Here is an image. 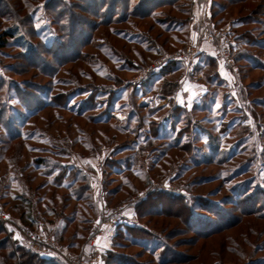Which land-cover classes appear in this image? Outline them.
<instances>
[{"label":"rangeland","instance_id":"1","mask_svg":"<svg viewBox=\"0 0 264 264\" xmlns=\"http://www.w3.org/2000/svg\"><path fill=\"white\" fill-rule=\"evenodd\" d=\"M142 3L0 0V35L18 25L26 45L0 50L2 227L36 264L64 263L26 231L73 257L94 242L93 264H264V0ZM188 47L176 70L145 76ZM208 57L224 77L209 84ZM20 194L37 222L15 209ZM146 201L172 214L138 213Z\"/></svg>","mask_w":264,"mask_h":264},{"label":"trees","instance_id":"2","mask_svg":"<svg viewBox=\"0 0 264 264\" xmlns=\"http://www.w3.org/2000/svg\"><path fill=\"white\" fill-rule=\"evenodd\" d=\"M147 1V2H151L153 0H143V3ZM143 3L140 5V7H142ZM139 7V5H138ZM28 15H30L28 13ZM12 40V41H17L20 42L23 46H26L25 43H22V37H21V31L18 25L16 26H12L9 30H7L6 32H3V34L0 35V50L4 49L7 47L8 45V41ZM240 54H243V52ZM237 55L238 57H240L241 55ZM171 63L169 66V69L172 68V70H176V68H174V64ZM207 68H209L208 72L206 73V78L205 81L206 83L209 84L210 81L213 80V78H218L221 79V76L219 74L218 71V63L208 57L207 58ZM206 69V68H205ZM204 69V70H205ZM179 88V83H167L164 85V89L162 90L164 93V95L166 96H172L173 94H175V92L177 91V89ZM39 162V166L43 167V165L41 164L40 161ZM75 171V170H74ZM61 178H66L64 177L63 173L59 176V179ZM69 178L72 177H67V180H69ZM34 176L33 177H29L26 181H25V185L29 187V190L32 191V189H34ZM72 180H77L75 178H72ZM83 187H81V191H88L90 190V185L87 183V181L83 182ZM5 188V183L3 178L0 179V192ZM35 189H38V187H36ZM168 198V197H167ZM168 199H170L171 201L174 202H181V200L177 197H173L172 199L169 197ZM42 198H38V202H41ZM15 203V209L21 210L22 213L20 214L21 218L26 221L29 222L31 221V223H35L37 222V218L35 217V213L33 212L34 209V199L32 197H27L26 194L22 195H17L14 199ZM137 212H141L144 210V212H148L147 214L150 215H154V216H162V215H171L172 213L170 212H166L163 210H159L157 208L152 209L154 206L150 203H146L145 202H141L139 203L137 206ZM188 205H183L182 209L185 211H188ZM169 210H173L172 208ZM51 212V211H50ZM51 213H54L53 211ZM144 213V214H145ZM43 215V214H42ZM176 216V215H175ZM132 230L129 229V227L126 226H119V230L120 232L124 231V230ZM119 232V231H118ZM119 236L118 234L116 235L115 239H118ZM74 243H72L73 245ZM1 252H5L7 254V260H9V262H11L12 264H36L35 263V259L40 258L41 261L40 263H42L44 261L43 258H41L37 253L35 252H31L30 250H27L25 247L23 246H19L16 245L14 242H12V240L8 237V235L5 233L3 227H2V223L0 221V253ZM113 255H111L110 260L112 261ZM175 262V261H174ZM162 263V262H161ZM0 264H6V262L0 260ZM117 264H136L132 261L126 260V261H120Z\"/></svg>","mask_w":264,"mask_h":264},{"label":"built area","instance_id":"3","mask_svg":"<svg viewBox=\"0 0 264 264\" xmlns=\"http://www.w3.org/2000/svg\"><path fill=\"white\" fill-rule=\"evenodd\" d=\"M226 49H224V51H227ZM194 52H195L194 50L192 51V49L188 47L186 51H184L183 53L177 56L174 55L172 57H164L162 60L156 61L154 65L147 68L144 74L145 76L150 75L153 72L161 70L163 67L167 66L168 64H171L176 61H181L188 58L189 56H192ZM3 220L6 221L5 218H3ZM26 234H27L26 237L27 245L32 250L40 252L42 257L45 258H52V259L58 258L61 259L64 264H93L95 262H98L101 258L100 253L97 250H94L95 249L94 242L92 243V249L87 254L81 255L79 257H73V256H69L65 251L59 249V246L55 243L50 244L46 242L43 238L36 237V235H33L30 231H26Z\"/></svg>","mask_w":264,"mask_h":264},{"label":"crops","instance_id":"4","mask_svg":"<svg viewBox=\"0 0 264 264\" xmlns=\"http://www.w3.org/2000/svg\"><path fill=\"white\" fill-rule=\"evenodd\" d=\"M202 54L203 55H207V56H210V57H213L212 56V54H213V49L211 48V47H209L208 45H206V44H202ZM218 71H219V74H220V76L222 77V78H224L223 77V66L222 67H219V65H218ZM189 82V81H188ZM199 86L200 85H202V84H198ZM184 92H186V89L184 90L183 89V91H180V94H178V96H180V97H184V96H186V94L184 95L183 93ZM195 98V97H194ZM193 98V99H194ZM133 209H131V208H125L123 211H122V217L121 218H123V219H126V218H128V217H130V216H133L132 214H133ZM122 222V221H121ZM107 241H108V239H107ZM102 247H104V248H107V245L105 244V245H103V242H102V244H100Z\"/></svg>","mask_w":264,"mask_h":264}]
</instances>
